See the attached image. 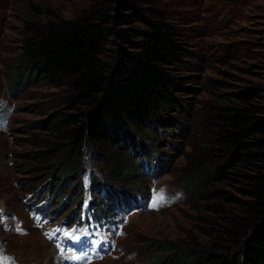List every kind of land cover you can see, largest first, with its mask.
Masks as SVG:
<instances>
[{
    "label": "rangeland",
    "instance_id": "1",
    "mask_svg": "<svg viewBox=\"0 0 264 264\" xmlns=\"http://www.w3.org/2000/svg\"><path fill=\"white\" fill-rule=\"evenodd\" d=\"M92 2L0 0V264H63L50 239H60L75 264H173L182 252L222 251L219 211L230 205L205 186L192 194L185 170L191 154L212 151L211 110L238 88L264 87V0H151L177 27L191 55L172 72L179 86L175 105L158 112L144 132L133 129L132 140L123 144L127 153L134 150L136 176L120 181L92 142L82 150L84 170L92 166L99 185L97 215L113 212L118 198L133 200L139 209L121 212L119 231L111 226L103 242L106 255L84 253L73 243L80 234L67 240L59 229L68 219L78 221L83 194L75 174L64 175L61 165L46 162L45 151L60 141L63 93L34 73L27 82L32 73L24 47L27 24L72 19ZM120 153L111 155L119 159ZM216 188L236 195L231 185ZM160 193L165 202L157 204ZM45 199L49 213L40 214L39 222L33 211Z\"/></svg>",
    "mask_w": 264,
    "mask_h": 264
},
{
    "label": "trees",
    "instance_id": "2",
    "mask_svg": "<svg viewBox=\"0 0 264 264\" xmlns=\"http://www.w3.org/2000/svg\"><path fill=\"white\" fill-rule=\"evenodd\" d=\"M25 31L32 73L27 82L34 73L63 93L56 124L60 141L45 151L47 164L75 174L84 194L81 173L88 167L84 170L82 150L92 142L120 181L136 176L134 150L127 153L123 144L133 129L144 132L158 112L175 105L179 86L172 72L191 55L177 27L151 0H93L72 19L29 23ZM207 120L214 123L212 151L190 155L185 184L192 194L208 187L230 205L219 211L224 246L182 252L173 264H264V87L227 94ZM113 151H122L121 157L114 159ZM92 182L95 195L99 185L93 175ZM223 185L234 187L236 195L216 188Z\"/></svg>",
    "mask_w": 264,
    "mask_h": 264
},
{
    "label": "snow or ice",
    "instance_id": "3",
    "mask_svg": "<svg viewBox=\"0 0 264 264\" xmlns=\"http://www.w3.org/2000/svg\"><path fill=\"white\" fill-rule=\"evenodd\" d=\"M165 200H164V196H163V193H160L156 196V203L157 204H160V203H164ZM67 235V234H66ZM75 238V237H74Z\"/></svg>",
    "mask_w": 264,
    "mask_h": 264
},
{
    "label": "water",
    "instance_id": "4",
    "mask_svg": "<svg viewBox=\"0 0 264 264\" xmlns=\"http://www.w3.org/2000/svg\"><path fill=\"white\" fill-rule=\"evenodd\" d=\"M119 67L117 66L116 68H115V71L118 69ZM114 71V74H116V72Z\"/></svg>",
    "mask_w": 264,
    "mask_h": 264
}]
</instances>
